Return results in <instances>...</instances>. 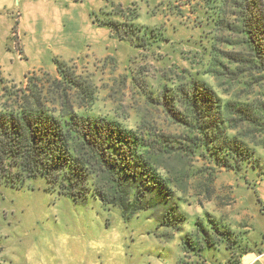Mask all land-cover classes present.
Returning a JSON list of instances; mask_svg holds the SVG:
<instances>
[{
	"label": "rangeland",
	"instance_id": "obj_1",
	"mask_svg": "<svg viewBox=\"0 0 264 264\" xmlns=\"http://www.w3.org/2000/svg\"><path fill=\"white\" fill-rule=\"evenodd\" d=\"M204 1L0 0V109L26 91L29 79L43 91L67 89L56 83L61 62L91 93L90 113L128 129L149 122L165 134L180 133L146 104L147 96L180 79L182 69L193 72L197 44L209 46L211 28L200 25ZM129 17L165 41L137 49L103 24ZM203 79L228 97L224 81ZM257 150L264 157V148ZM163 168L180 197L174 225L151 211L125 220L91 196L74 203L49 193L41 179L19 189L1 186L0 264H246L264 253V176L221 168L211 180L201 161L182 156L165 157Z\"/></svg>",
	"mask_w": 264,
	"mask_h": 264
},
{
	"label": "trees",
	"instance_id": "obj_2",
	"mask_svg": "<svg viewBox=\"0 0 264 264\" xmlns=\"http://www.w3.org/2000/svg\"><path fill=\"white\" fill-rule=\"evenodd\" d=\"M203 8L200 25L209 26L213 36L205 37L208 47L197 44L194 71L182 69L180 79L163 84L156 97L147 96L146 104L180 133L165 134L149 122L128 129L113 117L90 113L91 93L56 62V83L67 89L43 91L29 79L26 91L0 109V187L19 189L41 179L49 193L74 203L91 196L117 208L125 220L151 211L174 225L180 197L160 172L165 157L201 161L211 180L221 168L264 176L257 150L264 148V2L205 0ZM133 18L103 24L137 49L165 41L162 32L138 26ZM204 76L224 81L228 97H220ZM69 91L81 102L72 103Z\"/></svg>",
	"mask_w": 264,
	"mask_h": 264
},
{
	"label": "crops",
	"instance_id": "obj_3",
	"mask_svg": "<svg viewBox=\"0 0 264 264\" xmlns=\"http://www.w3.org/2000/svg\"><path fill=\"white\" fill-rule=\"evenodd\" d=\"M264 258V253L259 255V256H256L254 258H250V256L247 258V262L246 264H257L261 259ZM79 264H87L85 262H80ZM90 264H100V263H95V262H92Z\"/></svg>",
	"mask_w": 264,
	"mask_h": 264
}]
</instances>
